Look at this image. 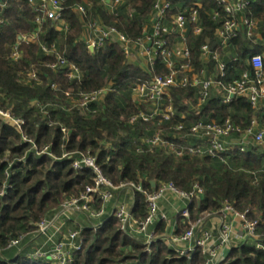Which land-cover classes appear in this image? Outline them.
<instances>
[{
  "label": "trees",
  "instance_id": "obj_1",
  "mask_svg": "<svg viewBox=\"0 0 264 264\" xmlns=\"http://www.w3.org/2000/svg\"><path fill=\"white\" fill-rule=\"evenodd\" d=\"M0 1L7 6L0 25V108L24 122L16 130L0 119V264H51L28 258V250L6 247L21 236L33 235L37 224L54 215L63 201L78 198L93 186L92 171L72 166L81 156L95 157L103 176L114 186L138 184L145 194L163 184H172L182 192L200 187V199L193 198L188 206L189 220L175 216L177 235L201 213L217 215L224 202L240 212L249 210L248 218L258 224V239H249L232 249L220 264H264V155L248 146L245 152L228 150L221 159L187 153L176 158L143 143L156 130L166 139L178 140L185 131L179 133L174 128L182 123L188 129L200 117L219 124L229 118L241 129H246L256 117L264 128V101L255 110L244 97L235 96L223 105L219 95H211L198 108L193 91L179 89L175 90L174 102L178 114L170 121L159 126L131 124L130 118L139 111L132 103V88L152 76L146 68L129 64L119 47L106 45L90 53L81 38L92 22L114 26L129 39L137 37V27L146 22L154 0H127L128 10L120 9L117 16L109 13L105 3L66 0L64 19L68 31L59 33L50 22L42 24L38 43L48 49L53 46L57 55L79 70V80H69L60 66L53 71L49 66L57 63V57L46 55L34 43L21 46L18 61L10 60L17 37L32 33L36 26L24 0ZM250 1L247 14L258 23L254 35L258 43L241 34L230 42L228 54L220 52L221 60L227 64L226 82L249 69L251 56L264 53V0ZM86 2L92 4L83 16L73 13L74 5ZM179 2L201 5L204 32L198 38L188 36L195 66L200 68V47L209 44L215 49L219 44L214 36L217 25L210 18L217 6L214 0H175L174 4ZM233 58L236 62L231 61ZM209 70L216 72L214 62L209 63ZM31 72H35L38 81H28ZM52 83L55 89L51 88ZM105 89L108 91L103 102L81 106L83 95ZM45 148L48 153H44ZM145 194L132 195L130 213L137 222L148 215ZM100 206L101 201L95 199L94 209ZM86 218V225L77 230L83 242L72 264H205L198 250L190 258L180 257L163 242V221H156L152 227L154 239L148 245L142 238L121 232L110 212L100 219L89 215Z\"/></svg>",
  "mask_w": 264,
  "mask_h": 264
},
{
  "label": "built area",
  "instance_id": "obj_2",
  "mask_svg": "<svg viewBox=\"0 0 264 264\" xmlns=\"http://www.w3.org/2000/svg\"><path fill=\"white\" fill-rule=\"evenodd\" d=\"M66 0H24L34 15L36 29L30 34H20L13 45L10 60L18 61L21 57L20 49L24 44H37L46 55H55L57 63L49 66L53 71L57 66L64 69L63 75L69 80H79L80 72L57 55L52 46L46 48L38 43V35L43 23L50 22L59 33L68 31V24L64 19V2ZM105 3L110 14L117 16L120 9L128 10L127 0H95ZM175 0H154L151 11L145 23L137 27V37L129 39L124 33L114 26H106L100 22H92L86 27V35L81 40L90 52L94 53L106 45L120 48L129 64L146 68L152 76L147 82L136 84L132 88V103L138 106L139 111L130 118L131 124L143 122L159 126L170 121L178 114L175 107V90H191L200 107L211 97L219 95L221 104H229L235 96L246 98L253 109H257L260 102L264 101V53L253 55L248 60L249 69L240 73L237 78L226 82L227 64L220 58L221 54H228L230 42L245 34L247 39L254 40L258 23L249 18L247 10L251 5L250 0H214L217 10L212 11L210 18L217 27L214 36L219 43L215 49L209 44L200 47V68H196L192 57V49L188 45V36L191 34L198 38L204 32L200 21V3L190 6L175 3ZM177 1V0H176ZM91 2L85 5H74V14L83 16ZM6 4L0 1V25L4 23L3 12ZM132 18V14H128ZM236 62V58L231 60ZM214 62L216 72L209 70V63ZM153 73V74H152ZM28 81L36 82L35 72L28 75ZM52 89L56 85L52 83ZM107 89L92 92L82 96L81 106L86 103L100 104L103 102ZM69 97V94L66 93ZM0 119L16 130H20L23 120L12 117L9 110L0 108ZM174 130L179 133L185 131L179 139H166L159 130L144 144L149 148H158L181 158L185 153L191 156H208L221 159V154L228 150L245 152L248 146L257 148L264 155V128L260 127L256 117H253L246 129L235 126L228 118L221 124L214 121H205L203 118L195 120L188 129L184 124H178ZM237 137L236 139L234 138ZM193 140V142H191ZM48 153V149H44ZM64 157H68L65 155ZM74 169H88L93 174V186L78 198L67 199L61 203L58 211L50 218L43 219L37 226V234H46L53 229L54 235L58 227H64V218L69 214H87L92 219H100L106 214V208L114 200L115 193L125 191L130 193L131 205L134 192L145 194L141 185L121 183L114 186L102 174L95 157L81 156L73 161ZM146 195L148 215L141 222L134 220L130 213L131 205L120 202L113 206L111 213L116 218L119 230L137 239H143L150 245L154 239L152 227L156 221H163L166 230L161 239L173 248L178 256L190 258L198 250L204 257L205 264H220L227 254L234 248L244 244L249 239L257 240V222L248 218L249 210L240 212L228 202H224L217 215L201 213L197 219L188 222V227L180 234H174L175 222L170 221L167 213L160 211L159 203L176 202L171 204L172 212L180 215L184 220H189L188 206L193 198L200 199L202 189L197 185L190 192H182L172 184H163L156 191ZM95 199L101 201V206L94 209ZM181 204V205H180ZM181 206V207H180ZM213 222V223H212ZM56 223V224H55ZM56 226V227H55ZM49 237V236H48ZM49 241V238H48ZM22 240L11 241L6 249L19 248ZM82 238L79 231L69 230L66 237L57 242L55 247L38 250L28 254V258L51 264H72L75 253L81 249ZM261 248L260 245H257Z\"/></svg>",
  "mask_w": 264,
  "mask_h": 264
},
{
  "label": "rangeland",
  "instance_id": "obj_3",
  "mask_svg": "<svg viewBox=\"0 0 264 264\" xmlns=\"http://www.w3.org/2000/svg\"><path fill=\"white\" fill-rule=\"evenodd\" d=\"M130 195L131 194L127 193L126 190L121 191V192L120 191L116 192L114 200L111 203H109V205L106 208V212L111 213L113 206L120 203V202H124L126 205L130 206L131 205ZM167 206H168L167 204L164 205V210H167ZM59 207L55 210L58 211ZM86 216H88V215L87 214H69L68 218H71L73 220V223L71 224V226L69 228H67L68 230L65 229L64 232L62 230V227H58L59 231L55 234H60L61 235V236L59 235L60 238L58 235H54L53 229L48 230V232L46 234L34 233L33 235L21 236L20 238H21L22 242L19 245L18 251L22 252V251L28 250V253L30 252L29 254H31L34 251L38 250L40 248V246H43L45 243H46V245L44 247L45 249L49 250L50 248L55 247L57 242L61 241L63 237L67 236V233L70 229L71 230H80L81 228H83L87 222ZM167 216L170 219V221H173V222L175 221L176 215L173 212L167 213ZM210 216H214V215L210 214ZM63 220L65 221V220H67V218H64ZM40 222L37 224V226L40 224ZM61 230H62V232H61ZM152 230H153V228H152ZM35 232H37V227H36ZM48 238H49V241H48ZM1 252L2 251H0V253Z\"/></svg>",
  "mask_w": 264,
  "mask_h": 264
},
{
  "label": "crops",
  "instance_id": "obj_4",
  "mask_svg": "<svg viewBox=\"0 0 264 264\" xmlns=\"http://www.w3.org/2000/svg\"><path fill=\"white\" fill-rule=\"evenodd\" d=\"M174 200H171L170 202L171 203H167L166 201L164 202H160L159 203V207H160V211L161 212H163V213H171L172 212V210H170L171 209V204H174L175 205V203L176 202H173ZM165 204H167L168 206H167V210H164V205ZM181 205V204H180ZM174 213V212H173ZM69 217V216H68ZM67 217V220L65 221L66 222V225H65V228L63 229V230H68L67 228H69L70 226H71V224L73 223V220L71 219V218H68ZM213 223V222H212ZM64 232V231H63ZM45 245H46V243L43 245V247H45ZM40 247H42V246H40Z\"/></svg>",
  "mask_w": 264,
  "mask_h": 264
},
{
  "label": "water",
  "instance_id": "obj_5",
  "mask_svg": "<svg viewBox=\"0 0 264 264\" xmlns=\"http://www.w3.org/2000/svg\"><path fill=\"white\" fill-rule=\"evenodd\" d=\"M90 52H92V49H90ZM151 184H152V186H155V182L154 181H152Z\"/></svg>",
  "mask_w": 264,
  "mask_h": 264
}]
</instances>
